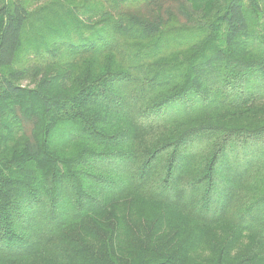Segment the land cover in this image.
I'll list each match as a JSON object with an SVG mask.
<instances>
[{
  "label": "trees",
  "instance_id": "1",
  "mask_svg": "<svg viewBox=\"0 0 264 264\" xmlns=\"http://www.w3.org/2000/svg\"><path fill=\"white\" fill-rule=\"evenodd\" d=\"M0 264H264V0H0Z\"/></svg>",
  "mask_w": 264,
  "mask_h": 264
}]
</instances>
